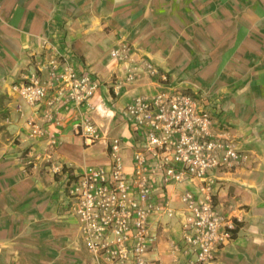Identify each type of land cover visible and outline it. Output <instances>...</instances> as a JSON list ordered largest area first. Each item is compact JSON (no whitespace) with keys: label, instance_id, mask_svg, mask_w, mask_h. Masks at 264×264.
<instances>
[{"label":"crops","instance_id":"obj_1","mask_svg":"<svg viewBox=\"0 0 264 264\" xmlns=\"http://www.w3.org/2000/svg\"><path fill=\"white\" fill-rule=\"evenodd\" d=\"M112 49L121 57L112 56ZM61 52L98 81L91 109L52 104L56 85H47L46 100L34 105L11 88L32 74L48 84L50 65ZM145 62L169 83L217 98L223 109L218 120L249 153L245 163L223 175L219 190L235 216L231 240L209 261L173 259L170 245L182 228L178 185L168 189V197L159 196L175 215L150 217L157 240L148 264H213L223 258L217 264H264V0H0V264H33L34 242L46 236L51 245L54 234L62 238L68 223L63 216L96 264L69 211L65 182L87 165L107 168L108 141L115 136L124 140L120 154L131 166L135 135L123 109L162 83L147 73ZM83 116L99 126L93 142L75 132ZM29 118L40 134L31 132ZM57 178L60 208L52 193ZM48 218L59 224L58 231ZM59 244L53 245L63 251Z\"/></svg>","mask_w":264,"mask_h":264},{"label":"built area","instance_id":"obj_2","mask_svg":"<svg viewBox=\"0 0 264 264\" xmlns=\"http://www.w3.org/2000/svg\"><path fill=\"white\" fill-rule=\"evenodd\" d=\"M111 55L121 57L118 49ZM69 58L61 52L52 62L48 84L32 74L11 88L34 105L46 100L49 85H56L52 104L61 101L91 109L98 81ZM144 66L162 83L151 94L136 95L123 109L135 135L131 166H125L120 154L124 140L112 137L107 168L87 165L72 178L67 176L69 211L77 217L80 238L96 264H148L147 254L157 240L150 217L175 215L176 209L159 196L168 197V189L181 185L182 228L170 251L174 260L181 256L191 262L209 261L231 240L235 228V216L219 199L223 175L245 163L249 153L218 120L223 109L217 98L187 91L169 83L152 64ZM28 124L33 134L41 133L33 119ZM74 129L85 143L100 137L98 124L87 116L78 119ZM54 141L49 139L50 144Z\"/></svg>","mask_w":264,"mask_h":264},{"label":"rangeland","instance_id":"obj_3","mask_svg":"<svg viewBox=\"0 0 264 264\" xmlns=\"http://www.w3.org/2000/svg\"><path fill=\"white\" fill-rule=\"evenodd\" d=\"M57 178V187L53 193V199L57 202V205L59 208L61 207V201L59 199L60 197V182ZM53 216V215H52ZM66 219V222H71L69 219V216H63ZM47 223H49V227L58 231V226L56 221L48 218ZM66 223L65 228L62 232V238L56 237V234H54L51 239H54V243L58 241L60 244L59 246L64 247L63 251H58L60 247H56L53 244L47 243L48 240L46 239V236H43L42 240L41 238H37L34 242V251L32 253V260L31 262L33 264H45L44 260L45 258H48L49 263L48 264H91L90 260L87 258V255L82 250L81 246H78V241L75 236V230L74 227L70 224ZM56 240V241H55ZM224 259V258H223ZM223 259H220L221 261ZM215 260L213 264H217L218 261ZM224 261V260H223ZM244 262V261H243ZM228 264V263H225ZM230 264V263H229Z\"/></svg>","mask_w":264,"mask_h":264}]
</instances>
